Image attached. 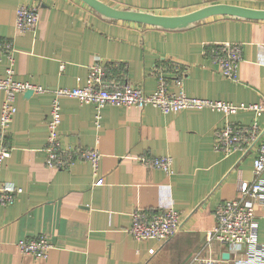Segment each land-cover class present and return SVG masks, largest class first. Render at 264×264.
<instances>
[{
  "label": "crops",
  "instance_id": "0c3cea01",
  "mask_svg": "<svg viewBox=\"0 0 264 264\" xmlns=\"http://www.w3.org/2000/svg\"><path fill=\"white\" fill-rule=\"evenodd\" d=\"M102 1L169 16L217 2L264 9V0ZM31 4L38 8L37 26L20 32L15 9ZM0 40L13 43L14 79L45 88L15 94L16 111L7 130L10 154L0 165V183L12 182L21 191L11 204L0 206V264H199L195 256L234 264L229 246L216 240L207 244L205 233L214 225L217 204L237 196L239 181L254 179L252 161L257 143L264 141V114L105 104L96 126L94 104L62 97L60 144L97 149L96 173L82 160L68 168L47 166L42 148L52 90L83 85L95 61L107 68L105 82H126L145 92L154 90L156 70L162 67L166 77H182L188 96L232 103L264 100V19L215 15L188 28L164 29L102 17L82 0H0ZM222 41L241 45L235 79L217 71L216 44ZM7 65L1 56L0 77ZM3 98L0 89V108ZM254 122L257 137L245 152L214 150L215 130ZM142 154L171 156V173L139 163L136 157ZM97 177L102 184H94ZM136 207H174L178 232L165 241L135 240L128 228ZM255 214L257 239L264 243V206H256ZM38 237L52 245L45 258L16 246L21 238Z\"/></svg>",
  "mask_w": 264,
  "mask_h": 264
},
{
  "label": "built area",
  "instance_id": "2783aa9c",
  "mask_svg": "<svg viewBox=\"0 0 264 264\" xmlns=\"http://www.w3.org/2000/svg\"><path fill=\"white\" fill-rule=\"evenodd\" d=\"M39 13L37 5H20L15 9L14 26L20 32L34 31L38 23ZM217 54L215 63L218 73L235 79L238 63L241 59V45L238 42L222 41L216 44ZM13 43L9 40H0V58L6 56L8 65L4 75L0 77V89L4 98L0 108V165L2 160L9 156L10 147L7 142V130L13 114L16 111L15 94L31 90L40 93L45 90L40 85L28 81L14 79ZM60 68H63L61 63ZM162 67L156 70V87L151 92H145L140 87L129 85L126 82H105L107 68L101 62L95 61L90 67L83 85L75 87L60 86L52 90L53 97L47 121V135L43 152L47 166L68 168L75 160L90 163L93 173H96L100 152L95 148L80 146L62 147L59 138V123L61 120L60 98H75L80 103L94 104L96 112L94 123L99 126L100 108L105 104L120 106L144 107L152 105L162 112H179L183 109L210 108L223 115L234 114L240 110H251L255 116L264 114V100L253 103H232L222 100H213L188 96L182 86V77H166ZM177 72L175 73V75ZM169 85L176 86L171 89ZM257 123L250 126H232L227 124L214 131L213 148L224 154L233 151L245 152L257 137ZM143 165L158 168L164 173H171V156H149L142 154L136 157ZM254 179L251 182L241 180L237 187V196L221 201L213 211L214 225L206 231L205 238L208 244L211 240L225 243L229 246L234 264H264V243L257 239V222L255 208L264 206V141L257 143L255 156L252 161ZM103 183L102 177L94 180L95 185ZM21 188L12 182L0 183V206L11 204ZM129 233L135 240L155 239L165 241L173 237L179 230V211L174 207L161 210H150L140 207L134 208L131 213ZM18 249L25 254L36 258H45L51 248V243L44 237L33 239H19L16 242ZM153 252L154 249H150ZM193 260L199 264H215L207 258Z\"/></svg>",
  "mask_w": 264,
  "mask_h": 264
},
{
  "label": "water",
  "instance_id": "95a60500",
  "mask_svg": "<svg viewBox=\"0 0 264 264\" xmlns=\"http://www.w3.org/2000/svg\"><path fill=\"white\" fill-rule=\"evenodd\" d=\"M82 1L93 8L102 17L113 20L138 22L164 29L188 28L201 20L215 15L247 19H264V9H255L225 2L211 3L185 14L169 16L134 9H120L113 7L102 0ZM26 92L27 94L32 93L31 90H26Z\"/></svg>",
  "mask_w": 264,
  "mask_h": 264
}]
</instances>
